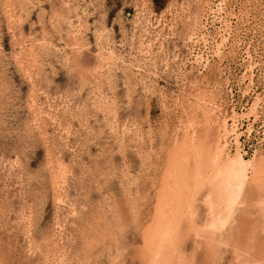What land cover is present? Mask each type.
<instances>
[{
    "label": "bare ground",
    "instance_id": "bare-ground-1",
    "mask_svg": "<svg viewBox=\"0 0 264 264\" xmlns=\"http://www.w3.org/2000/svg\"><path fill=\"white\" fill-rule=\"evenodd\" d=\"M69 1L64 5L73 18L60 14L53 17L67 24L65 35L70 40V52L62 60L68 66L76 63L77 54L87 51L85 33L89 28L87 9L79 13ZM242 1L238 12H234L236 0H172L159 15L140 1L135 6L129 34L122 29L129 47L124 53L125 44L117 46L111 30L103 23L93 30L96 64L85 70L80 90L88 87L90 107L101 112L104 128L114 137L118 152L125 153L128 146L136 150L140 169L132 174L125 162L120 172L123 201L105 198L107 204H96L94 215L86 217L80 227L69 219L79 217L85 204L70 200L67 182L71 169L62 154L71 150L75 159L79 157L75 154L81 139L75 137L73 121L90 133L87 105L80 101L75 105L65 94L49 96L38 89L35 80L41 68L35 59L37 49L32 40L17 46L14 59L30 85L26 106L31 117L29 128L43 143L54 203L52 227L39 242L32 236L29 212H18L16 222L22 229L26 260L38 256L36 264H102L103 258L105 264H126V255L137 264H264V137L257 140L250 154L242 142V137L250 139L254 124L264 114L262 94L255 89V70L264 63L257 57L256 48L250 51L251 41L247 43L243 49L245 58H240L243 71L239 87L242 97L250 95L251 101L241 111L232 100L225 101L218 95L220 91L209 87L207 81L211 67L218 73L230 72L224 66L225 60L230 56L239 58L235 55L243 44L241 34L247 31L242 25L250 21L245 8L249 0ZM25 5L15 11L12 0H2V14L10 30L21 22ZM48 45L50 41L43 39L39 47L48 51ZM118 73L129 94L138 86L148 96L157 94L170 117L160 122L157 143L155 130L149 124L143 129L136 122H119V103L114 97ZM160 74L174 79L178 95H167L158 88L152 79ZM224 82L227 85L229 77ZM105 86L112 97L105 93ZM226 104L229 111H224ZM48 127L53 135L47 132ZM19 167L16 160L4 163L0 168V172L4 171L2 177H11V172L17 176ZM125 212L136 226L137 247L124 243L128 225ZM68 225L74 226L73 231H67ZM5 263L0 254V264Z\"/></svg>",
    "mask_w": 264,
    "mask_h": 264
},
{
    "label": "rangeland",
    "instance_id": "rangeland-1",
    "mask_svg": "<svg viewBox=\"0 0 264 264\" xmlns=\"http://www.w3.org/2000/svg\"><path fill=\"white\" fill-rule=\"evenodd\" d=\"M22 1L23 0H12V5H14L16 9L15 11H18L20 5L28 4L27 6L25 5L26 13L22 12L23 14H21V22L18 26L15 25V27H12V30H10L7 26L6 18L3 15L4 13L1 6L2 0H0V168L4 163L14 160L18 161L20 165V170H16V172H19L17 176L13 175L11 172L9 174L11 177L7 176V179L2 177L4 171L0 172V227H3L0 229V254L4 256L6 261L5 264H30V262L36 264L34 260L38 259V256L37 258H27L29 261L25 258L23 252V246L25 244L22 240V229L16 222L19 211H23L24 214H28L29 212L31 215L32 236L36 241L38 240V242L42 234L44 235V233L47 234L49 232L54 218L53 195H51L52 192H50L44 146L37 132H33V130L29 128L31 117L26 106L30 85L14 59V51L17 49V46L24 41H28L27 43H29L32 40L33 45H35L34 50H38L35 51L37 54L35 59H38L37 65L39 64L42 70H40L41 73L38 70V72L36 71L39 76H37L35 80L38 89H41L44 93L46 92L49 96L65 94L70 100L73 99L72 103L75 105H78V103L80 104V102L83 105H87L86 110L88 111L85 114L87 121L86 125L92 128L93 132L92 130L90 133L84 131L85 128L82 129L77 122H74L76 120H74L73 130L75 131V137H77L78 140L81 139L78 141L76 147L75 156H79L77 158L78 160L74 158L71 150H64L62 154L64 162L71 169V176L69 177L70 179L68 178L67 182V193L69 194L70 200H76L79 203L83 202L86 207L81 209L82 211H80L79 217L74 220L71 218L69 219L80 227V223L83 224L86 217L89 218L90 214L94 215L93 209L96 204L99 202L107 204V202L103 201L105 198L112 197L115 201H123L121 185L122 175L120 172L123 170L122 168L125 162L127 163L126 166H128V171H131L130 173L132 174L137 173L140 169L138 167L139 160L135 153L136 150L128 146L125 153L122 154L118 152L114 137L104 128V120L101 112H97L93 107H90L92 96L88 94V87H85V90H80V80L83 74H85V70L93 69L96 64V47L93 30L103 23L111 30L112 37L117 46H124L121 43L123 42L125 46L122 51L124 50L123 53L127 52L129 47L126 40L123 38L122 29H124L123 32H125V34H129L130 22L135 14L136 4L140 1H144L147 8L154 12L155 15H159L161 12L165 11L172 0L69 1L70 4H73L77 8L78 12L80 11L79 13H81L83 9L84 11L87 9L85 13L87 14L89 27L88 31L85 33V40L88 43L87 51L77 54L78 57L75 56L76 63L71 62L69 66L68 63L66 64L65 61L62 60L63 55L70 52L68 49L70 40L65 35V29H67L66 21L60 19L62 22L59 21L58 23V21L53 20L54 15L56 16L58 14L61 16L67 15L66 17L71 19L73 18L71 14H68L66 10L67 7L64 5L68 0H33L32 3ZM242 2V0H236L234 12H238ZM33 5L35 6L33 7ZM245 8L250 14V21L247 25H242L247 31L245 30L241 34L243 44L240 47V53L235 55L239 58L234 57L235 60L233 56H230L225 60L224 66L230 68V72L223 70L221 73H218L211 67L212 73L207 78L209 87L213 86L217 88V92L220 91L218 95H222L225 101L232 100L238 111H241L243 106H246L251 101L250 95L242 97L239 87V80L243 71L240 58H245L243 49L247 48V43L249 44L251 41V46H249L250 51L256 48L257 57L260 58L261 63H264V28H262L264 26V0H249ZM49 24L53 25L50 26ZM240 30L242 31L243 28ZM42 35L45 36V38ZM43 39L50 41V45H48L50 51L39 47ZM176 45H178V42ZM226 51L228 52V47ZM1 56H3V58ZM261 66L262 67L255 70V89L256 92L262 94V109H264V65ZM80 70L83 72L80 73ZM116 75L114 97L116 98L117 104L119 103V122L126 124L136 122L143 129L149 124L153 131L155 130L153 133L154 136L156 135L155 141L157 143L160 122L162 120H170V117H168L166 115L167 113L162 109L157 94L148 96V94L141 93V86L136 87L134 92H132L133 94H129L125 84H123L124 80L121 74L118 73ZM226 77H229L227 85H225L224 82ZM152 80H155L158 88L162 91L165 90L164 92H166L167 95L171 93L175 96L178 95V88L175 81L168 77V75L160 74L159 78ZM105 90L107 96H113L109 93L106 86ZM127 93L131 97L129 101L126 99V95L128 96ZM228 106L229 105L226 104L224 111H229ZM91 115L92 117H90ZM82 118L85 120L84 117ZM253 128L254 132L250 139L246 140L242 137L244 149L248 154H250L254 146L257 145V140L260 137H264V114L260 116V120L254 124ZM98 130H100L99 134L96 133ZM47 132L53 135L51 127H48ZM91 145H93V147ZM108 203L110 202L108 201ZM123 208L125 209V207ZM40 216L41 218H39ZM130 222L131 218L128 213L125 212V224L128 225L123 240L125 244H132V247H137L139 236L136 226ZM72 227L74 228V226L68 225L67 231H73ZM189 245L190 244L187 246L188 248ZM124 257L127 258L125 260L126 264H137V260H134L132 257H127L126 255ZM101 261L102 264H105L103 258Z\"/></svg>",
    "mask_w": 264,
    "mask_h": 264
}]
</instances>
